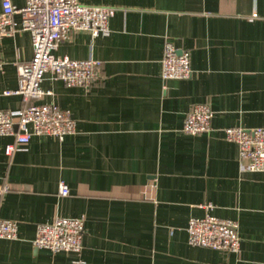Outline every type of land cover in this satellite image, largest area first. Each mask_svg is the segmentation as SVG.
Wrapping results in <instances>:
<instances>
[{
    "label": "crops",
    "instance_id": "crops-1",
    "mask_svg": "<svg viewBox=\"0 0 264 264\" xmlns=\"http://www.w3.org/2000/svg\"><path fill=\"white\" fill-rule=\"evenodd\" d=\"M78 2L114 7L110 32L70 33L53 55L99 60V80L68 88L48 73L41 87L52 95L27 103L69 112L76 130L63 141L33 136L7 156L14 137H0V219L18 226L16 240L0 239V264H264V172L242 171L223 133L264 128V0ZM12 21L0 46L8 112L25 105L5 93L32 58L20 15ZM166 41L189 52L190 79H160ZM200 103L213 113L211 131L186 134L184 118ZM207 205L237 222L238 254L188 244L187 222ZM59 217L84 221L79 256L32 246L37 226Z\"/></svg>",
    "mask_w": 264,
    "mask_h": 264
},
{
    "label": "built area",
    "instance_id": "built-area-1",
    "mask_svg": "<svg viewBox=\"0 0 264 264\" xmlns=\"http://www.w3.org/2000/svg\"><path fill=\"white\" fill-rule=\"evenodd\" d=\"M22 7L11 0H0V46L4 37L14 33L12 17L20 15L21 30L31 39L32 58L17 65V89L6 95L17 94L25 104L16 112L0 111V137L13 136L14 144L5 147L10 156L16 149L28 145L33 136H51L63 141L73 135L76 122L69 112L61 110L53 102L27 104L51 96L42 89L46 74H51L64 86L90 89L99 80L101 62L92 58L74 60L56 57L53 52L70 33L87 32L92 37L110 32L109 20L115 13L111 6H87L78 0H24ZM3 61L0 53V72ZM192 76L190 55L178 50L166 41L161 59L160 79L188 80ZM27 104V105H26ZM213 113L207 104H195L186 114L182 131L199 135L211 131ZM224 140L237 146L240 169L244 172H264V128L231 127L223 130ZM3 190H0V195ZM59 194L67 196L68 187L61 183ZM211 205L205 206L200 218H189L186 226L187 242L192 247L238 254L241 240L238 224L221 219L210 213ZM84 221L77 218H55L51 223L37 226L32 246L53 254L70 253L79 256L84 236ZM17 223L0 219V239L16 240Z\"/></svg>",
    "mask_w": 264,
    "mask_h": 264
},
{
    "label": "water",
    "instance_id": "water-1",
    "mask_svg": "<svg viewBox=\"0 0 264 264\" xmlns=\"http://www.w3.org/2000/svg\"><path fill=\"white\" fill-rule=\"evenodd\" d=\"M180 53V52H179Z\"/></svg>",
    "mask_w": 264,
    "mask_h": 264
}]
</instances>
